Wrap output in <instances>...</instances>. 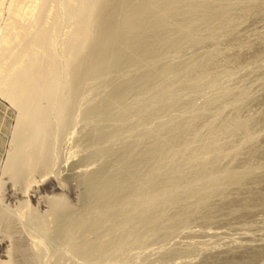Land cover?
I'll list each match as a JSON object with an SVG mask.
<instances>
[{
    "label": "bare ground",
    "instance_id": "6f19581e",
    "mask_svg": "<svg viewBox=\"0 0 264 264\" xmlns=\"http://www.w3.org/2000/svg\"><path fill=\"white\" fill-rule=\"evenodd\" d=\"M262 14L264 0H0V95L17 112L0 183V264H126L173 244L201 206L198 219L263 208L264 175L251 165L264 156V141L252 142L264 99L252 116L238 106L247 89L223 84L262 67ZM182 54L177 68L155 65ZM151 63L135 89L109 91L113 77ZM220 85L236 93L222 100ZM78 127L87 132L61 172L56 144ZM233 162L241 175L227 172ZM251 211L236 216L247 223ZM236 244L203 264H264V244ZM182 251L144 261L195 264Z\"/></svg>",
    "mask_w": 264,
    "mask_h": 264
},
{
    "label": "rangeland",
    "instance_id": "374dc122",
    "mask_svg": "<svg viewBox=\"0 0 264 264\" xmlns=\"http://www.w3.org/2000/svg\"><path fill=\"white\" fill-rule=\"evenodd\" d=\"M121 1H124V0H121ZM257 6H258V4H257ZM262 16L264 17V14H262ZM254 18H251V17H249V18H243L240 22H239V25H237L238 26V28L236 29V32H238L239 31V29L241 30L242 28H247V27H249L250 26V24H251V22H253L254 20H253ZM263 30H264V28H263ZM262 31V30H261ZM240 32V31H239ZM238 32V33H239ZM264 32V31H263ZM262 32V33H263ZM221 35L223 34V32L222 33H220ZM224 34H227V35H225V39L227 40L228 39V35H229V37H230V34H228V33H224ZM256 42V41H255ZM252 45V44H251ZM256 45V46H255ZM254 47L256 48L257 47V44L255 43L254 44ZM193 50V51H192ZM192 51V52H191ZM191 51H190V53H188L189 55H191V53L192 54H194L195 53V51H194V49H191ZM185 57H187V55L186 54H182V55H180V59H177L176 57L175 58H167V59H170L169 61L168 60H165V61H163L161 64L159 63L158 65H157V63H155V65L156 66H158V68L160 69V70H164V69H169L170 68V66H171V68H177L179 65H181L182 64V62L184 63V61H181V59L182 58H185ZM181 62V63H180ZM154 66V64H150V66L148 67V68H146V69H148V70H146V69H144V70H142L141 71V73L140 72H138L139 70H137V72H131V73H129L130 75L126 78V79H124V80H117L118 78L117 77H113L114 79V81L112 82V85L110 86V90L109 91H111V89L114 91V92H116L115 91V89L117 88V90L120 92V90H121V92H123V91H125V90H127V87L128 88H131V87H133L134 89L137 87L136 86V84L134 83L135 81L134 80H136V77L137 78H139L141 75H145V74H143V73H148L149 72V69L150 68H152V67ZM255 66V65H254ZM253 66V70H249V69H252V66H251V68L249 67V69H247L246 71L244 70H242L239 74H240V76H238V75H236V76H238L237 77V79H241L242 77H244V80L242 81H238L236 78H232V80L230 81H225L223 84H225V83H227V84H230L231 86H232V84H235V86H236V88H238V90H236V92L237 91H239L241 88H246L247 89V95L245 96V100H244V98H243V103L241 102V103H239L240 105H238L239 106V108H241V107H244V106H246L247 105V103H248V105L247 106H251L252 107V112H251V115L252 116H258V115H260V113H261V106L259 105V104H257L256 102L258 101V103L262 100V99H264V87L262 88L261 86H260V84H262V82H264V81H254V83L255 84H257V86L255 85V84H253V85H255V86H253L252 85V82L253 81H249V80H251V79H253V77H259V76H261V75H259L260 73L262 74V73H264V70L262 71V69H264L263 67H264V63L262 64V67L260 68L258 65H256L257 66V69H256V66L254 67ZM259 67V68H258ZM153 69V68H152ZM256 70V71H255ZM148 71V72H147ZM248 71V72H247ZM259 71V72H258ZM260 71H262V72H260ZM246 72L248 73L247 75H246ZM250 72V73H249ZM251 72H253V73H251ZM254 72H256V73H254ZM137 73V74H136ZM140 76H139V75ZM245 74V75H244ZM254 74V75H253ZM251 75H253V76H251ZM259 75V76H258ZM130 76H131V78H130ZM249 76V77H248ZM241 77V78H240ZM248 79H247V78ZM245 78H246V80H248V81H246L245 80ZM251 78V79H250ZM134 79V80H133ZM243 79V78H242ZM259 79V78H258ZM127 82H126V81ZM237 80V81H236ZM260 80V79H259ZM117 82H121V84L119 85V84H117ZM171 81H168V80H166V81H164L163 83H162V85H164V84H168V83H170ZM249 82V83H248ZM259 82V83H258ZM115 83H116V85H117V87L116 88H113V87H115L116 85H115ZM124 83H126V84H124ZM159 85V87H160V84H158ZM246 85H247V87H246ZM127 86V87H126ZM223 86V85H222ZM227 86V85H226ZM118 87H120V88H118ZM124 87V88H123ZM221 87V85L218 87V89ZM233 87V86H232ZM260 87V88H259ZM125 89V90H124ZM263 89V90H262ZM260 90H262V91H260ZM134 90H130L129 89V91L127 92V94H129V95H131L132 94V92H133ZM234 91V92H233ZM233 91H232V89L231 88H229L228 86L227 87H224L223 89H219V90H216V93L218 94V93H220V95L222 96V100H226V96L227 95H229V94H231V93H236L235 92V90L233 89ZM108 93V92H107ZM113 93V92H112ZM103 95H105V93H103ZM193 96H195V94H193ZM102 97V95H100V97L99 98H101ZM188 97V96H187ZM250 97H251V99H250ZM189 98V97H188ZM249 99H250V101H249ZM100 100V99H99ZM256 100V101H255ZM242 101V100H241ZM247 101V102H246ZM253 102V103H252ZM245 104V105H244ZM250 104V105H249ZM259 105V106H258ZM85 107V106H84ZM245 108V107H244ZM235 109V107L232 105V106H227L226 107V109H222V112H223V114H227L228 112H230L231 110L233 111ZM243 117V116H242ZM17 112H16V110L15 109H13V107H12V105L4 98V97H2L1 95H0V183H1V179H2V170L4 169V167H5V165H6V162L8 161V154L10 153V151H11V148H12V146H13V136H14V130H15V126H16V122H17ZM81 127V126H80ZM80 127H78L76 130H78V131H75L73 134H70L71 135V138H70V136L69 135H67V137L66 136H64V141L62 140V139H59L60 140V142L58 141L57 142V144H56V147H55V150H54V152H55V155H57V154H59V155H57L56 156V158L57 157H59V158H57L56 159V161H57V163H56V168H57V166H58V169L57 170H62L61 172H64V169H65V167H66V169L67 168H69V166L70 165H72V163H73V160L72 159H69V152L71 151H69V149L70 148H72V145L74 146V144L78 141V139H79V136L80 137H82V136H84V134L87 132V129L85 130L84 128H82V129H84L85 131H83ZM83 127V126H82ZM80 129L84 132V133H82V131H80ZM80 131V132H79ZM78 135H77V134ZM69 136V137H68ZM74 136V137H73ZM73 137V138H72ZM76 137H78V138H76ZM70 138V139H69ZM263 138H264V130L263 131H260L259 130V132H257V134H254V136H253V140H252V142L254 141V143L256 142V145H260V143L262 144V141H264L263 140ZM68 139V140H67ZM76 141H75V140ZM262 139V140H261ZM63 142H62V141ZM12 141V142H11ZM68 142V143H67ZM69 142L71 143V144H69ZM74 142V143H73ZM65 143V144H64ZM253 143V144H254ZM259 143V144H258ZM243 144H245L244 142H243ZM70 148H69V147ZM69 148V149H68ZM66 152H68L67 154H66ZM68 155V156H67ZM62 157V158H61ZM63 157H64V159L65 160H63L64 161V163H63V161L62 160H60V159H63ZM7 159V160H6ZM67 159V160H66ZM72 160V161H71ZM238 160V159H237ZM236 160V161H237ZM62 161V162H61ZM65 161H66V163H65ZM70 161V162H69ZM68 162V163H67ZM237 163H235V162H233L232 164H230V165H228L227 167H226V169H227V172H231V173H235V174H237L238 175V173H239V175H241L242 174V170L240 169L239 170V168H237L236 165ZM67 165V166H66ZM69 165V166H68ZM233 165H236V166H234V168L236 167V169H234L232 166ZM254 169V171H252L251 173H253L254 172V174L253 175H257L258 176V174L259 175H264V156L262 157V159L260 160H257V162H255L254 164H253V166L251 165V169ZM65 169V170H66ZM252 169V170H253ZM240 171H241V173H240ZM238 175V176H239ZM238 176H236V177H238ZM247 181V180H246ZM244 183H245V181H244ZM252 185V184H251ZM255 186V185H254ZM253 186V187H254ZM261 188V187H260ZM218 201H219V199H217V200H215V199H213V201L212 202H216V203H218ZM250 206H252V207H250ZM249 207H247V209L245 210H242L243 208H241L240 210H238V211H235V213L234 212H232V213H230V212H228V211H225V212H221L220 214L218 213V215H221V216H219V217H217L216 218V215L215 216H212L211 218H207V217H205V218H203V219H205L204 221H205V223H204V221H203V219H201V218H197V216H196V214H199V210H202L201 208H203L202 206L200 207V209L198 210V213L196 212V213H192V215L190 214V217L191 218H187V226L189 225V223H191V225H189V226H191L190 228H188V229H183L182 231H181V233H180V235H179V237L177 238V240L173 243V244H171V245H167V247H165V248H162V249H159L158 250V253L156 254V253H154V255L153 256H149V254H147V253H143L142 255H140V257H136V258H134L133 260H131V261H129L128 263H126V264H142V263H148V260H146V261H144L148 256H149V258H151V261H157L160 257H161V255H166V254H170V250L172 249V252H171V254H170V256H179V255H181V254H179L181 251H182V249L184 248H186L188 245H186V246H184L185 244H186V242L187 241H189V240H192V238H190V237H193V239H194V241L192 242L193 244L192 245H194V247L196 248H198V250L196 251V253L195 252H193V250L192 249H188V248H190V247H193V246H189V247H187V249L189 250H183L182 251V253H183V255H189V256H191L192 254V259H193V261H194V263L195 264H203L205 261V259L207 260L208 258H210V257H213L214 255H215V253L217 252V250H219L220 249V251L221 250H224L225 248L227 249L228 248V246H231L232 244L234 245V244H236V243H239V245L240 244H245V243H247L248 245H250V246H253L252 244H254L255 246H257L258 244L259 245H263L264 244V207L263 208H261L260 206L258 207H256V206H254V205H250ZM204 207H207V208H203V210L201 211L202 213H207V211H208V204H207V206L205 205ZM254 208V209H253ZM262 210H261V209ZM205 209V210H204ZM252 210L251 212H249L251 215V217L252 218H254V220H250V219H252L250 216L247 218V223H248V225H247V223H246V219L244 220V219H241L243 216L241 215V214H243L244 213V211L247 213L249 210ZM256 209H258V210H256ZM254 210V211H253ZM204 211V212H203ZM241 212V213H240ZM202 213H200V214H202ZM230 213V214H229ZM261 213V214H260ZM199 214V215H200ZM234 214H235V216H234ZM241 215V218H240V216L237 218V216L238 215ZM256 215V214H260V219H255V217H254V215ZM194 215V216H193ZM237 215V216H236ZM225 216H227V217H225ZM229 216V217H228ZM233 216V217H232ZM194 217H195V219H197V220H195L194 219ZM214 217V218H213ZM228 218V219H227ZM194 219V220H193ZM202 220V221H201ZM229 220V221H228ZM240 220H241V222H240ZM257 220V221H256ZM197 221H199L198 223H197ZM201 221V222H200ZM242 221H244V222H242ZM250 221V222H249ZM251 221H253V222H251ZM228 222V223H227ZM239 223V224H238ZM241 223H245V224H241ZM250 223V224H249ZM204 224H206L205 226H204ZM208 224V225H207ZM246 225V226H245ZM222 226H224V227H222ZM176 228V227H175ZM169 232H171L172 233V231H169ZM209 233V235L210 236H213L212 238H210V237H208L209 239H210V241H211V243L212 244H210V242H209V240H208V238H206V239H204L203 240V238L204 237H201L203 234H208ZM173 234V233H172ZM216 235V236H215ZM196 236V237H195ZM199 236V237H198ZM202 239H201V238ZM214 239V240H213ZM200 241V243H198ZM203 243H202V242ZM204 241H205V243H207L206 245H204ZM207 241V242H206ZM213 241V242H212ZM214 242H215V246H214ZM217 242V243H216ZM242 242V243H241ZM197 243H198V245H197ZM202 243V244H201ZM208 243L210 244V245H208ZM196 244V245H195ZM199 244H201V245H204V246H206V248H204L203 249V247L204 246H201V245H199ZM219 246H218V245ZM257 244V245H256ZM237 245V244H236ZM223 246H225V247H223ZM194 247H193V249H194ZM200 247V248H199ZM210 247H213V249L212 248H210ZM215 247V248H214ZM175 248H177V249H175ZM196 248V249H197ZM202 248V249H201ZM211 250H210V249ZM218 248V249H217ZM181 251H180V250ZM195 249V250H196ZM199 249H201L202 251H200ZM179 251L178 253L177 252H175V251ZM194 250V251H195ZM207 250H209V251H207ZM214 250H216V251H214ZM188 251V252H187ZM211 251V252H210ZM157 252V251H156ZM185 252H187V253H185ZM190 252H192V254L190 253ZM190 253V254H189ZM145 254V255H144ZM155 254H156V256H155ZM198 254V255H197ZM147 255V256H146ZM203 257H202V256ZM207 255V256H206ZM146 257V258H145ZM190 257V258H191ZM149 258H147V259H149ZM154 258V259H153ZM153 259V260H152ZM186 261H188V260H184V261H176V262H178V264H182L183 262H186ZM134 262H136V263H134ZM149 262H150V260H149ZM200 262V263H199ZM151 263V262H150ZM261 263V262H260ZM123 264V263H122ZM243 264H245V263H243ZM263 264V263H262Z\"/></svg>",
    "mask_w": 264,
    "mask_h": 264
}]
</instances>
